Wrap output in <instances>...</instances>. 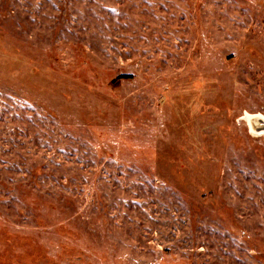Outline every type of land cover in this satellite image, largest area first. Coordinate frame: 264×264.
<instances>
[{
	"label": "rangeland",
	"instance_id": "rangeland-1",
	"mask_svg": "<svg viewBox=\"0 0 264 264\" xmlns=\"http://www.w3.org/2000/svg\"><path fill=\"white\" fill-rule=\"evenodd\" d=\"M264 0H0V264H264Z\"/></svg>",
	"mask_w": 264,
	"mask_h": 264
},
{
	"label": "water",
	"instance_id": "water-1",
	"mask_svg": "<svg viewBox=\"0 0 264 264\" xmlns=\"http://www.w3.org/2000/svg\"><path fill=\"white\" fill-rule=\"evenodd\" d=\"M248 124L250 126V129L255 132H261L264 131V120H261L257 117L249 118Z\"/></svg>",
	"mask_w": 264,
	"mask_h": 264
},
{
	"label": "bare ground",
	"instance_id": "bare-ground-1",
	"mask_svg": "<svg viewBox=\"0 0 264 264\" xmlns=\"http://www.w3.org/2000/svg\"><path fill=\"white\" fill-rule=\"evenodd\" d=\"M253 117H257V118H259V119H261V120H264V118H263V117H261L260 115L251 116V118H253Z\"/></svg>",
	"mask_w": 264,
	"mask_h": 264
}]
</instances>
